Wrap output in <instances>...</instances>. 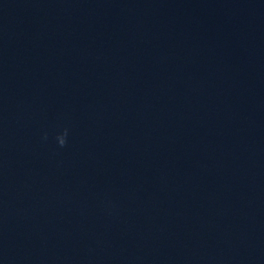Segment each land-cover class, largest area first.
Instances as JSON below:
<instances>
[{"label": "clouds", "instance_id": "obj_1", "mask_svg": "<svg viewBox=\"0 0 264 264\" xmlns=\"http://www.w3.org/2000/svg\"><path fill=\"white\" fill-rule=\"evenodd\" d=\"M67 136H68V129H65L61 134H59L56 139L58 141V144L63 147L67 143ZM47 136L45 135V139Z\"/></svg>", "mask_w": 264, "mask_h": 264}]
</instances>
